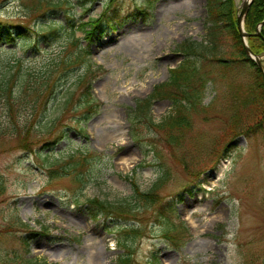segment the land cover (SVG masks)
<instances>
[{
    "label": "rangeland",
    "instance_id": "obj_1",
    "mask_svg": "<svg viewBox=\"0 0 264 264\" xmlns=\"http://www.w3.org/2000/svg\"><path fill=\"white\" fill-rule=\"evenodd\" d=\"M242 2L236 0L238 17ZM112 5L118 10L112 23L86 36L82 23ZM208 8V0H0V21L23 29L12 30V47L20 55L32 53L28 43L39 41L48 52L34 54L49 64L66 53L68 34L75 30L92 65L90 72L79 65L66 84L64 99L73 97L67 110L59 101L50 106L46 120L57 121L52 140L30 151L0 145V173L7 180L0 199V264H115L123 254L116 240L126 238L122 230L134 224L105 216L94 221L88 201L119 203L132 194L130 180L147 192L161 173L166 183L158 194L174 213L158 222L157 208L142 211L133 264H264V134L230 139L226 133L240 84L236 77L207 82L191 127L177 133V147L162 128L133 123L138 101L168 82L170 71L187 59L178 46L205 42ZM128 35L135 38L126 44ZM220 43L217 57L229 60L232 41L225 37ZM262 58L264 64V53ZM207 62L208 70L213 62ZM89 86L100 107L86 114L76 105ZM171 108L168 99L154 101L153 119L159 122ZM61 131L67 139L54 143ZM153 137L160 140L152 149ZM40 154L51 156L39 159ZM73 154L81 157L76 172H69L72 165L38 166ZM32 229L40 233L26 245Z\"/></svg>",
    "mask_w": 264,
    "mask_h": 264
},
{
    "label": "trees",
    "instance_id": "obj_2",
    "mask_svg": "<svg viewBox=\"0 0 264 264\" xmlns=\"http://www.w3.org/2000/svg\"><path fill=\"white\" fill-rule=\"evenodd\" d=\"M208 4V24L210 26L207 29L205 42L181 43L178 50L184 53L187 59L170 71L168 82L157 86L149 98L138 101L133 114L134 125L148 126L151 130L162 128L167 132V140L171 142L172 146L176 144V147L180 144L177 142V135L191 127V113H193V109H196L195 106L202 102L207 82L217 83L218 77L216 76L223 78L234 76L237 83H240L237 90L234 91L235 103L232 107L230 130L226 132L230 139L242 136L251 139L264 134V75L245 50L237 24L236 0H208ZM113 7V5L107 6L99 18H90L87 22L82 23L80 28L86 36L101 29L104 23H112L118 15V10ZM141 12L145 14L144 11ZM261 24H263L261 36H257ZM244 27L245 32L249 35L250 49L256 55L263 54L264 0L253 1ZM12 30L23 31L20 26L0 21V39H6L5 43H1L0 40V145L9 144L13 149L30 151L38 143L47 139L52 140V135L57 128V121L55 118L52 119V122L46 120L50 106L59 101L62 111L67 110L73 97L64 99L66 84L79 65L86 64L89 72L92 65L82 39L75 35V30L68 34L69 46L64 49L66 53L53 59L49 64H44V62L40 64L34 54L35 51L48 52V50L40 48L39 41L28 43L32 53L27 56L20 55L16 47H12L16 46ZM40 36L43 40L48 38L47 34ZM225 37L230 38L235 49L234 56L229 60L217 57V54H221L222 50L220 42ZM209 57L213 64L209 65L207 70L203 63H208ZM83 80L84 77H80L78 84H83ZM89 90L91 92L90 86L86 92L82 93V97L76 105V110L85 108L86 114L89 113V110L91 113L94 108L100 107V104L92 98ZM160 99L170 100L172 108L167 116L156 122L152 117V106L154 101ZM175 131L177 132L173 135ZM134 137L139 140L140 135L135 133ZM66 139L67 133L61 131L53 142L58 144ZM159 140L157 137L149 139L152 149L156 147ZM50 156L49 154H40L38 158L47 157L46 160H49ZM67 158V160L59 159L55 161L56 163H39L38 166L40 169H44L54 164H60L69 165L68 168L71 169L70 165H72L70 171L64 172L65 176H68V171L76 172V168L81 167L82 163L76 161L78 157L74 154ZM76 179L83 182L80 175H77ZM128 180L130 179L128 178ZM165 180L164 173H161L152 188L145 192L132 179L130 180L131 196L119 203L102 201L99 198L88 201L87 209L92 220L99 221L105 216L134 224L131 228L122 230L127 235L126 238L121 235L116 240L117 247L123 251V254L117 258L115 264H133L134 242L141 236L138 235L140 232L138 229L141 225L140 214L142 211L157 208L159 210L157 213L158 222L165 221L169 215L174 213L171 202H166L164 196L161 197L158 194V191L166 183ZM88 182L89 180L84 181L82 190ZM6 193L7 180L0 173V199ZM17 219L23 225L19 218ZM28 229L30 228L28 227ZM177 229L178 227L173 228V230ZM39 233L34 229L29 230L28 238L24 240V243L28 245V239L38 236Z\"/></svg>",
    "mask_w": 264,
    "mask_h": 264
},
{
    "label": "water",
    "instance_id": "obj_3",
    "mask_svg": "<svg viewBox=\"0 0 264 264\" xmlns=\"http://www.w3.org/2000/svg\"><path fill=\"white\" fill-rule=\"evenodd\" d=\"M253 0H246L242 2V11L238 17V27H239V31H240V34H241V38L243 40V43H244V46H245V49L248 53V55L253 59V61L256 63V65L258 66V68L263 72L264 74V65L262 63V58L258 55H255L251 49L249 48V45H248V37L249 35L245 33V30H244V22H245V18H246V15L251 7V4H252ZM258 35L260 36V30L258 32Z\"/></svg>",
    "mask_w": 264,
    "mask_h": 264
},
{
    "label": "bare ground",
    "instance_id": "obj_4",
    "mask_svg": "<svg viewBox=\"0 0 264 264\" xmlns=\"http://www.w3.org/2000/svg\"><path fill=\"white\" fill-rule=\"evenodd\" d=\"M244 1H246V0H244ZM162 8H163V10L167 9V8H166V5H164ZM160 11H161V8H160ZM140 12H141V11H140ZM124 32H126V31H124ZM129 34H130V32H129ZM119 35L121 36V35H122V33H120ZM123 38H124L125 40H124ZM123 38H122V39H123L124 41H126L128 38H133V39H134V38H135V36H134V35H131V36H130V35H128V36H125V37H123ZM127 43H132V42H128V41H126V44H127ZM118 44H121V42H120V43H118ZM262 55H263V54H261V55H258V56H260V57L262 58ZM262 62H263V58H262ZM120 125H122V124L120 123ZM120 125H118V128H120V127H121Z\"/></svg>",
    "mask_w": 264,
    "mask_h": 264
}]
</instances>
